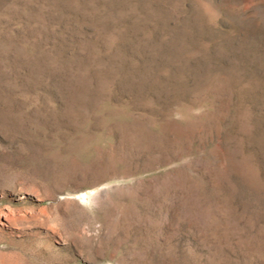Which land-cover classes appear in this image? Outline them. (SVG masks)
Segmentation results:
<instances>
[{
	"label": "rangeland",
	"instance_id": "obj_1",
	"mask_svg": "<svg viewBox=\"0 0 264 264\" xmlns=\"http://www.w3.org/2000/svg\"><path fill=\"white\" fill-rule=\"evenodd\" d=\"M0 264H264V0H0Z\"/></svg>",
	"mask_w": 264,
	"mask_h": 264
}]
</instances>
